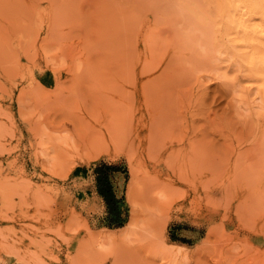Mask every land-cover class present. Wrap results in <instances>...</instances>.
Here are the masks:
<instances>
[{"label": "rangeland", "instance_id": "1", "mask_svg": "<svg viewBox=\"0 0 264 264\" xmlns=\"http://www.w3.org/2000/svg\"><path fill=\"white\" fill-rule=\"evenodd\" d=\"M182 2L0 0V264H264V101Z\"/></svg>", "mask_w": 264, "mask_h": 264}, {"label": "bare ground", "instance_id": "2", "mask_svg": "<svg viewBox=\"0 0 264 264\" xmlns=\"http://www.w3.org/2000/svg\"><path fill=\"white\" fill-rule=\"evenodd\" d=\"M182 3L195 19L226 36L223 61L240 78L244 95L264 101V0H215L206 7L196 0Z\"/></svg>", "mask_w": 264, "mask_h": 264}, {"label": "trees", "instance_id": "3", "mask_svg": "<svg viewBox=\"0 0 264 264\" xmlns=\"http://www.w3.org/2000/svg\"><path fill=\"white\" fill-rule=\"evenodd\" d=\"M111 169L112 167L107 165H104L103 168L100 169L99 182L103 186L102 193L105 199L107 200V204L111 206L112 211H117L118 200L116 199L115 194L112 192L111 184L109 181ZM114 221L118 223V225H121L123 223L121 218H116Z\"/></svg>", "mask_w": 264, "mask_h": 264}]
</instances>
